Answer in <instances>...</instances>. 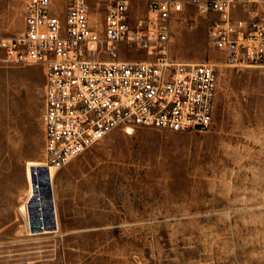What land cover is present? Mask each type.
Wrapping results in <instances>:
<instances>
[{
  "label": "rangeland",
  "instance_id": "rangeland-1",
  "mask_svg": "<svg viewBox=\"0 0 264 264\" xmlns=\"http://www.w3.org/2000/svg\"><path fill=\"white\" fill-rule=\"evenodd\" d=\"M112 1L88 13L101 39ZM128 3L133 23L148 15L149 0ZM24 5L0 0V36L24 33ZM253 14L264 16V6L233 18ZM217 19L184 3L163 54L216 71L208 129L120 126L52 179L43 164L47 66L0 62V264H264V65L225 64L207 36ZM105 47L99 60H109ZM116 52L121 62L159 55L123 43ZM30 163L41 165L31 181Z\"/></svg>",
  "mask_w": 264,
  "mask_h": 264
},
{
  "label": "built area",
  "instance_id": "built-area-1",
  "mask_svg": "<svg viewBox=\"0 0 264 264\" xmlns=\"http://www.w3.org/2000/svg\"><path fill=\"white\" fill-rule=\"evenodd\" d=\"M103 1L25 0L24 33L0 37V62L47 66L42 122L48 170L63 169L120 126L174 132L211 126L216 71L205 64H172L163 55L171 21L183 13L184 3L218 16L207 36L225 64L264 65V16L233 18L238 8L264 6V0H149L148 15L134 23L128 0H113L104 9L101 39L88 13ZM61 3L66 4L63 21ZM101 42L109 60L95 56ZM120 43L146 53L154 47L159 55L153 63L117 61Z\"/></svg>",
  "mask_w": 264,
  "mask_h": 264
},
{
  "label": "bare ground",
  "instance_id": "bare-ground-1",
  "mask_svg": "<svg viewBox=\"0 0 264 264\" xmlns=\"http://www.w3.org/2000/svg\"><path fill=\"white\" fill-rule=\"evenodd\" d=\"M38 167H41V165L40 164H38V163H30V164H28V168H27V176H28V179H29V181H31V173H30V168H38ZM47 170V172L50 174V179H52V171H54L53 169H50V170H48V169H46ZM51 181V180H50ZM30 183V182H29ZM30 194V193H29ZM31 197V196H30ZM21 209V208H20ZM22 210L23 211H25V208H24V206L22 207ZM24 213V212H23ZM28 226V225H27Z\"/></svg>",
  "mask_w": 264,
  "mask_h": 264
},
{
  "label": "crops",
  "instance_id": "crops-1",
  "mask_svg": "<svg viewBox=\"0 0 264 264\" xmlns=\"http://www.w3.org/2000/svg\"><path fill=\"white\" fill-rule=\"evenodd\" d=\"M0 37H11V36H0Z\"/></svg>",
  "mask_w": 264,
  "mask_h": 264
}]
</instances>
